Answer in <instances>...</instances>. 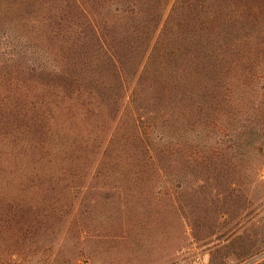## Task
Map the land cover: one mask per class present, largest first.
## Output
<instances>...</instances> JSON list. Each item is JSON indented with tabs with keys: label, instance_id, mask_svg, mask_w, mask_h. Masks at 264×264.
<instances>
[{
	"label": "trees",
	"instance_id": "trees-1",
	"mask_svg": "<svg viewBox=\"0 0 264 264\" xmlns=\"http://www.w3.org/2000/svg\"><path fill=\"white\" fill-rule=\"evenodd\" d=\"M245 156L264 168V0H0V264H90L134 213L258 181Z\"/></svg>",
	"mask_w": 264,
	"mask_h": 264
},
{
	"label": "rangeland",
	"instance_id": "rangeland-1",
	"mask_svg": "<svg viewBox=\"0 0 264 264\" xmlns=\"http://www.w3.org/2000/svg\"><path fill=\"white\" fill-rule=\"evenodd\" d=\"M253 158L245 156L244 160H251L242 167L243 175H260L258 181L244 180L230 188L232 197L219 201L205 197L209 187L183 189L180 214L169 218L134 213L126 218L133 229L125 237L88 244L95 251L90 264H249L264 249V168L255 169ZM156 205L161 208L164 204ZM157 221L163 229L154 228ZM141 223L151 227L141 231L136 228Z\"/></svg>",
	"mask_w": 264,
	"mask_h": 264
},
{
	"label": "built area",
	"instance_id": "built-area-1",
	"mask_svg": "<svg viewBox=\"0 0 264 264\" xmlns=\"http://www.w3.org/2000/svg\"><path fill=\"white\" fill-rule=\"evenodd\" d=\"M249 264H264V249L254 255L250 260Z\"/></svg>",
	"mask_w": 264,
	"mask_h": 264
}]
</instances>
